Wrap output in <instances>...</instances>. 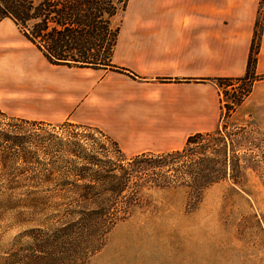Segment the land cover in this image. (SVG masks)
<instances>
[{
	"label": "rangeland",
	"instance_id": "1",
	"mask_svg": "<svg viewBox=\"0 0 264 264\" xmlns=\"http://www.w3.org/2000/svg\"><path fill=\"white\" fill-rule=\"evenodd\" d=\"M141 15L142 0H130L121 25L127 31ZM259 29L257 60L264 25ZM6 31L23 35L13 23ZM227 78H210L219 91L218 127L229 142L226 177L201 195L185 186L145 187L108 230L66 229L83 207L108 197L97 183V196L87 200L74 173L80 166L93 173L92 156L133 155L94 124L0 109V264H264V100L253 89L264 74Z\"/></svg>",
	"mask_w": 264,
	"mask_h": 264
},
{
	"label": "crops",
	"instance_id": "2",
	"mask_svg": "<svg viewBox=\"0 0 264 264\" xmlns=\"http://www.w3.org/2000/svg\"><path fill=\"white\" fill-rule=\"evenodd\" d=\"M261 3L142 0V19L127 31L121 25L113 55L126 72L51 63L21 33L7 32L17 25L5 18L0 109L94 124L130 155L181 148L190 135L218 128L219 91L210 78L247 74ZM254 74H264V29ZM253 86L254 98L264 100V80Z\"/></svg>",
	"mask_w": 264,
	"mask_h": 264
},
{
	"label": "trees",
	"instance_id": "3",
	"mask_svg": "<svg viewBox=\"0 0 264 264\" xmlns=\"http://www.w3.org/2000/svg\"><path fill=\"white\" fill-rule=\"evenodd\" d=\"M128 3L129 0H0V22L5 18L13 20L23 36L51 63L123 71L113 66L112 59L121 30L120 16ZM260 25L264 22L256 23L247 74L236 79H249L254 73ZM102 57L104 63L99 62ZM228 144V137L218 127L190 135L177 149L148 151L131 157L120 151L116 160L92 156L91 163L97 169L90 173L89 167L80 166L74 173L76 181L83 180V196L87 200L97 196L94 192L97 183L106 186L108 197L97 206L83 207L80 216L66 229L108 230L129 215L135 199L132 196L145 187L185 186L201 195L210 184L226 177Z\"/></svg>",
	"mask_w": 264,
	"mask_h": 264
}]
</instances>
